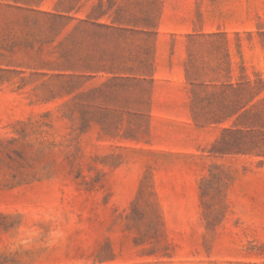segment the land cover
<instances>
[{
  "label": "rangeland",
  "instance_id": "rangeland-1",
  "mask_svg": "<svg viewBox=\"0 0 264 264\" xmlns=\"http://www.w3.org/2000/svg\"><path fill=\"white\" fill-rule=\"evenodd\" d=\"M0 264H264V0H0Z\"/></svg>",
  "mask_w": 264,
  "mask_h": 264
}]
</instances>
